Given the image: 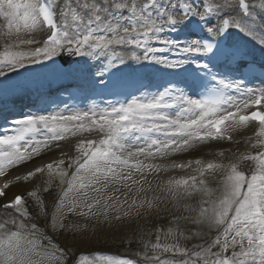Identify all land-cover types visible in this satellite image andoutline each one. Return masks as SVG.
Instances as JSON below:
<instances>
[{"label":"snow or ice","instance_id":"1","mask_svg":"<svg viewBox=\"0 0 264 264\" xmlns=\"http://www.w3.org/2000/svg\"><path fill=\"white\" fill-rule=\"evenodd\" d=\"M0 20V106L28 102L0 128V178L81 137L67 168L60 160L23 177L45 169L60 177L59 193L44 190L51 213L39 189L27 194L30 204L7 198L10 182L0 180V264H264V0H0ZM252 123L261 150L241 157L252 162L248 172L200 159L144 163L231 140V130ZM93 133L98 138L88 139ZM193 164L198 176L169 179L164 191L177 206L200 195L198 207L185 205L195 215L183 226L198 230L178 225L164 236L197 239L205 227L216 230L206 243H161V228L133 259L76 254L47 235L49 219L54 231L79 232L68 216L107 220L114 212L120 221L151 208L152 201L134 200L121 214L119 197L104 193L146 181V172ZM41 216L43 227L25 223Z\"/></svg>","mask_w":264,"mask_h":264},{"label":"rangeland","instance_id":"2","mask_svg":"<svg viewBox=\"0 0 264 264\" xmlns=\"http://www.w3.org/2000/svg\"><path fill=\"white\" fill-rule=\"evenodd\" d=\"M140 159H143V157ZM134 178L138 179V173L134 174ZM128 185V187L122 184L110 185L104 193L105 196L112 195L119 197L118 203L123 205L121 214L123 211L128 210V205L135 200L132 198V195L136 192L137 183L133 184L129 181ZM51 187V191L54 193L57 185L51 184ZM125 198H127V203L124 202ZM135 201L137 204L140 203L138 198ZM137 211L139 215H137ZM141 211L142 209H132L131 215L129 217H123L120 221L113 218L116 215L114 212L110 213L107 220L103 216L84 218L70 215L65 223L68 225H79L82 231L60 230L63 232L61 235L64 241H62L67 247L73 250L103 249L121 253L135 252L142 241L141 226L146 224L144 222L145 215ZM136 216H140L139 221H137ZM55 232L58 233V231ZM134 236L138 242L137 244L133 242Z\"/></svg>","mask_w":264,"mask_h":264}]
</instances>
